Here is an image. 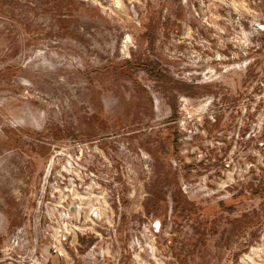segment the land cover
Instances as JSON below:
<instances>
[{
    "label": "rangeland",
    "instance_id": "rangeland-1",
    "mask_svg": "<svg viewBox=\"0 0 264 264\" xmlns=\"http://www.w3.org/2000/svg\"><path fill=\"white\" fill-rule=\"evenodd\" d=\"M0 264H264V0H0Z\"/></svg>",
    "mask_w": 264,
    "mask_h": 264
}]
</instances>
